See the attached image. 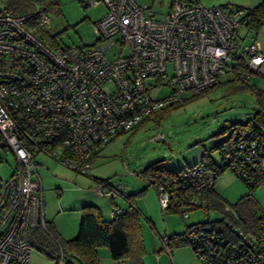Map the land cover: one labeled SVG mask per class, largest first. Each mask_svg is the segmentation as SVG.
<instances>
[{"label": "built area", "instance_id": "built-area-1", "mask_svg": "<svg viewBox=\"0 0 264 264\" xmlns=\"http://www.w3.org/2000/svg\"><path fill=\"white\" fill-rule=\"evenodd\" d=\"M25 2L23 11L0 8V146L15 160L0 184V264H28L31 245L25 234L45 230L39 154L89 176L93 159L119 134L180 97L231 78L240 63L247 70L234 82L249 81L250 72L264 63L254 38L246 30L239 33L247 28L249 10L244 7L173 0L167 11L156 15L151 4L136 0H88L87 5L105 7L92 23L94 42L52 48L33 31L51 26L45 4ZM163 85L170 91L162 96L157 92ZM237 147L225 156L233 166L238 162L240 173L248 177L259 143L239 141ZM142 176L153 182L163 214L174 211L187 218L199 208L207 217L205 200L187 192L213 184L212 172L201 163L163 173L160 179ZM95 182V195L127 194L124 186L110 180ZM123 212L111 209L112 215ZM159 239L168 251L166 238ZM188 244L203 264H264V227L238 236L193 231ZM63 263L61 256L58 264Z\"/></svg>", "mask_w": 264, "mask_h": 264}, {"label": "rangeland", "instance_id": "rangeland-1", "mask_svg": "<svg viewBox=\"0 0 264 264\" xmlns=\"http://www.w3.org/2000/svg\"><path fill=\"white\" fill-rule=\"evenodd\" d=\"M87 1L59 0L61 12L56 14L49 11V31L56 36L60 45H90L94 42L92 23L104 14L105 7L102 3L87 5ZM252 1L255 6L262 0ZM136 2L139 5L151 4L156 15H159L167 10L171 0ZM252 5L243 7L249 9ZM4 6L5 1L0 0V8ZM245 30L250 35L256 34L253 29L245 27H241L239 33ZM255 76L252 82L264 87V82ZM228 77L229 75L223 77L221 84L168 109L167 112H154L132 131L121 133L112 139L92 161L90 176L79 174L54 158L39 154L36 157L37 173L48 203L53 207L55 204L65 207L76 203V196L83 195L87 198L93 196V201L98 203L96 205L105 207L107 213L114 207L122 208L126 205L120 195L113 198L95 195L91 191V187L96 184L93 177L109 179L115 184H120L124 186L126 193L144 189L142 195L136 199V202L139 201L138 208L141 209V233L145 247L143 264H203L191 249L186 237L179 246L172 247L168 255L165 249L161 248L155 232L160 235L182 233L186 229L185 224L219 220L221 215L218 210L208 207L207 217L199 208L189 211L187 218L177 212L163 214L154 188L147 184L141 173L146 166L157 160H163L164 165L171 170L184 168L192 163L200 148L208 151L217 165L221 163V151L215 145L228 139L235 121H246L255 111L253 96L235 84L226 83ZM169 91L170 88L163 85L157 94L163 96ZM157 135L159 137H156ZM14 166L13 154L0 146V184L10 176ZM214 188L230 202L236 201L246 192L243 181L229 168L223 169L217 175ZM253 197L258 211L264 213V183L254 188ZM146 216L151 219L152 228L145 219ZM28 264L55 263L31 245Z\"/></svg>", "mask_w": 264, "mask_h": 264}, {"label": "trees", "instance_id": "trees-1", "mask_svg": "<svg viewBox=\"0 0 264 264\" xmlns=\"http://www.w3.org/2000/svg\"><path fill=\"white\" fill-rule=\"evenodd\" d=\"M4 1L5 9L10 12L23 11L28 6L25 0ZM39 1L45 4L48 11H54L56 14L61 12L59 0ZM219 6L226 9L229 7V4H220ZM248 10L246 27L249 30L253 29L257 32L264 25V0ZM33 31L52 48L59 46L56 36L50 33L49 30L34 28ZM250 37L253 38V35H250ZM244 70L247 69L240 63L239 67L233 71V76L227 78L225 82L229 85L235 84L236 87L248 91L253 96L255 101L254 114L246 121H235L232 124V130L228 139L215 145L221 151V163L219 165L213 161L208 151L202 149L200 160L194 163H201L206 169L212 172L214 177L213 184L209 188L202 189L198 192H195L193 189H188L189 191H187L188 195H194L200 200H205L207 207L218 210L221 218L215 221L185 224L186 229L182 233L162 234L159 237L163 236L166 238V245L169 252H171L172 247L179 246L185 237L188 242V236L193 231L213 230L225 236H238L240 234H254L260 228L264 227V213L258 211V205L253 197L254 188L264 183V87H260L250 81L234 82L237 78L236 75ZM255 75H259L258 70L250 72V78ZM221 83L222 81H219L209 89ZM209 89L204 90L203 93ZM201 94L202 92L170 103L161 108L160 111L167 112L168 109H172L186 100L193 99ZM251 139L259 143L260 152L254 167L250 168L248 166V177H246L240 173V165L238 162L236 166H233L231 160H227L225 153H234L239 149L237 147L239 141H244L245 143V141L247 142ZM184 168L171 170L164 165L163 160H157L146 166L142 175L155 174L156 178L160 179L163 173L172 174ZM225 168L234 171L246 186V192L234 202L225 199L214 188L215 178ZM94 179L96 180L97 178L95 177ZM148 184L154 188L153 182ZM143 191L144 189H141L124 195L123 199L126 202L124 212L114 214L110 219L103 218L97 206H84L82 208L77 235L71 239H63L57 236L51 225L47 222H45V230L36 228L27 231L25 239L41 253L54 260L55 264L59 263L61 256L64 260L63 264H99L97 248L101 246L107 247L110 256L117 261L126 259L128 264H143L142 257L145 253V248L141 233L140 212L135 205L136 197L141 196ZM179 194L177 193V195Z\"/></svg>", "mask_w": 264, "mask_h": 264}, {"label": "crops", "instance_id": "crops-1", "mask_svg": "<svg viewBox=\"0 0 264 264\" xmlns=\"http://www.w3.org/2000/svg\"><path fill=\"white\" fill-rule=\"evenodd\" d=\"M172 1L173 0H171L169 5L167 6V10L170 8ZM196 1L198 3L204 5V6L220 5V4H224V3H230L229 7L227 9H232L233 7H236V6H239V7L251 6L252 2H253L252 0H196ZM261 28L262 29L257 31L256 34L253 36V38H254L255 43L257 44L258 48L260 49V51L262 53H264V26H262ZM258 72H259V75H256L255 77H257L259 80L264 82V63H262L260 65ZM253 78H254V76H251L249 81L252 82ZM252 83H254V82H252ZM201 153H202V148H200V150H198V153L196 154V156L193 157L192 163L200 160ZM94 178L95 177H93V181H95ZM43 193H44V191L42 188V196H43V203H44L43 209H44L45 222L49 223L51 225V227L53 228L55 234H57V236H60L63 239H71L77 235L79 222H80V218H81V213H82V208L86 205L97 206L98 209L100 210L103 218H105V219H110L112 217L111 211H108V213H107L106 212L107 209L105 207H100L99 205H96L97 202L93 201V199H92L93 196H90V198H87V197H84L83 195H78V196H76L78 199L77 202L72 204V205H69V206L67 205L65 207H59V206H57V204H55L56 206L53 207L52 205H50L48 203V199L46 198V195ZM138 197L139 196H137L136 199ZM136 199H135V205H136L137 209L139 210V212L141 213V209L138 208L139 201L136 202ZM122 208H125V206ZM145 219L150 223L151 228H152V223H151V219L149 218V216H146ZM141 227H142V225H141ZM141 232H142V230H141ZM170 234H173V232ZM155 235L157 236L158 239H159V236H161L157 232H155ZM159 241H160V239H159ZM143 244H144V242H143ZM160 246H161V244H160ZM161 248H163V247L161 246ZM163 249H165V248H163ZM165 251H166V249H165ZM166 252L168 255L170 254V252H168V251H166ZM97 255H98V259H99V264H128L126 259H123L120 261L113 259L109 254L108 248L104 247V246L97 248ZM142 261H143V257H142Z\"/></svg>", "mask_w": 264, "mask_h": 264}]
</instances>
